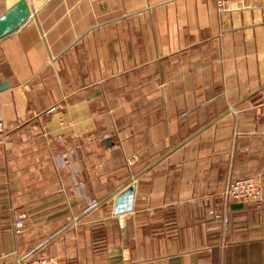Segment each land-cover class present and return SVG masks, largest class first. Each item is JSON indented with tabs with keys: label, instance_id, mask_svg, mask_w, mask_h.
Wrapping results in <instances>:
<instances>
[{
	"label": "crops",
	"instance_id": "obj_1",
	"mask_svg": "<svg viewBox=\"0 0 264 264\" xmlns=\"http://www.w3.org/2000/svg\"><path fill=\"white\" fill-rule=\"evenodd\" d=\"M26 2L0 38V264H264V194L222 197L264 189V0Z\"/></svg>",
	"mask_w": 264,
	"mask_h": 264
},
{
	"label": "built area",
	"instance_id": "obj_2",
	"mask_svg": "<svg viewBox=\"0 0 264 264\" xmlns=\"http://www.w3.org/2000/svg\"><path fill=\"white\" fill-rule=\"evenodd\" d=\"M248 0H216V6L219 11L238 10L242 8ZM6 135V129L0 122V144ZM264 194L263 184L260 179L253 176H246L230 180L222 193V197L226 204L243 202L249 203L262 199ZM26 218L21 215L17 218V223ZM16 264H59L57 260L51 257L42 258H18Z\"/></svg>",
	"mask_w": 264,
	"mask_h": 264
},
{
	"label": "water",
	"instance_id": "obj_3",
	"mask_svg": "<svg viewBox=\"0 0 264 264\" xmlns=\"http://www.w3.org/2000/svg\"><path fill=\"white\" fill-rule=\"evenodd\" d=\"M30 16L26 0H21L0 17V38L20 27ZM5 85V84H4ZM136 197V184H131L115 197L113 212L116 215L133 211ZM244 207L243 202L232 204V208Z\"/></svg>",
	"mask_w": 264,
	"mask_h": 264
},
{
	"label": "rangeland",
	"instance_id": "obj_4",
	"mask_svg": "<svg viewBox=\"0 0 264 264\" xmlns=\"http://www.w3.org/2000/svg\"><path fill=\"white\" fill-rule=\"evenodd\" d=\"M252 202H254V201H252Z\"/></svg>",
	"mask_w": 264,
	"mask_h": 264
}]
</instances>
